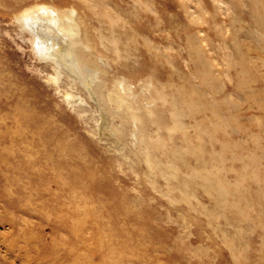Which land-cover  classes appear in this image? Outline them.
<instances>
[{"label": "rangeland", "instance_id": "374dc122", "mask_svg": "<svg viewBox=\"0 0 264 264\" xmlns=\"http://www.w3.org/2000/svg\"><path fill=\"white\" fill-rule=\"evenodd\" d=\"M0 264H264V0H0Z\"/></svg>", "mask_w": 264, "mask_h": 264}, {"label": "bare ground", "instance_id": "6f19581e", "mask_svg": "<svg viewBox=\"0 0 264 264\" xmlns=\"http://www.w3.org/2000/svg\"><path fill=\"white\" fill-rule=\"evenodd\" d=\"M72 12L74 10L70 11L67 8H59L52 4H42L27 7L16 16V19L23 27L30 28L40 55L44 58L50 57L53 59L60 69L64 64L62 61L65 56L74 58L76 55L75 44L80 43V40L76 38L80 35L81 31L78 27L77 19L72 16ZM56 31L60 32V35ZM52 36L55 38H53L54 41L47 42V38H52ZM63 51L64 55H62ZM59 57L61 60L63 59L61 62L59 61ZM122 91L125 94L128 91V87L124 81H121L119 89L114 91L119 103L125 101V94Z\"/></svg>", "mask_w": 264, "mask_h": 264}]
</instances>
